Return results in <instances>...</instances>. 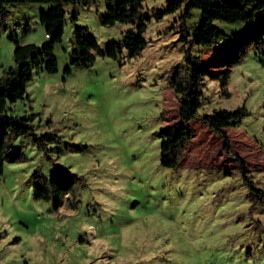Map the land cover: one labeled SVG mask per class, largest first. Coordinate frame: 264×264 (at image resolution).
I'll use <instances>...</instances> for the list:
<instances>
[{"label": "rangeland", "instance_id": "374dc122", "mask_svg": "<svg viewBox=\"0 0 264 264\" xmlns=\"http://www.w3.org/2000/svg\"><path fill=\"white\" fill-rule=\"evenodd\" d=\"M51 5L5 3L0 75L17 67L13 40L39 46L47 40L39 14ZM165 5L144 0L151 19L139 53L97 54L89 66L72 65L64 74L76 26L87 27L102 49L129 27L101 22L105 0L64 4L63 34L54 46L57 71L34 70L27 97L8 109L32 113L33 129L12 141L0 174V264H264V201L253 202L239 168L242 162L248 179L264 191V53L252 46L237 56L243 38L264 25V8L248 33L240 23L216 21L229 37L191 46L204 69L198 112L246 109L236 126L222 128L228 148L193 119L184 156L176 167H164L159 131L178 120L167 77L185 45L181 7L154 17ZM199 16L194 8L184 29L197 25ZM227 68L222 92L218 78ZM44 132L59 142L38 148L33 135ZM52 177L71 182L68 191L49 199L36 195L34 181Z\"/></svg>", "mask_w": 264, "mask_h": 264}, {"label": "trees", "instance_id": "16d2710c", "mask_svg": "<svg viewBox=\"0 0 264 264\" xmlns=\"http://www.w3.org/2000/svg\"><path fill=\"white\" fill-rule=\"evenodd\" d=\"M105 1L107 12L102 15L101 22L105 25L123 22L129 24V27L123 30L118 41H111L102 49L97 40L90 35L87 27L76 26L70 37L72 49L69 52V63L63 70L64 74L70 73L72 65L89 66L97 54L114 57L124 48L129 55H134L145 47L146 39L143 33L151 19V14L144 10V0ZM8 2H50L52 5L39 14V21L43 25L47 40L41 46L32 42L19 43L13 40V58L17 67L15 70L10 67L0 75V174L12 141L17 136L32 132L33 129L30 121L33 114H10L8 113L9 105L17 99L27 97L26 84L34 70L43 69L47 73L57 71L54 46L61 40L63 34L64 4L87 5L92 0H0V29L5 28L7 14L4 5ZM178 7H181L178 16L179 38L185 45L182 61L171 67L167 77V82L178 101V120L159 131V162L164 167H176L184 156L185 149L194 135V130L190 126L193 119H199L218 133L223 138V147L228 148V137L222 128L236 126L241 117L246 114V109L243 105H239L233 109L198 112L203 98L201 86L204 69L200 56L192 52L191 46H211L218 40H226L229 37L228 32L216 21L240 23L244 33L253 30L256 14L264 8V0H166L165 7L155 12L154 17L161 18L164 13L173 12ZM194 8L200 10L199 22L192 26L191 30L184 29L183 23ZM241 43L243 48L238 47V58L252 46L263 54L264 25L244 37ZM227 72L228 68L218 78L222 92H225ZM33 142L38 148L46 149L47 143L59 142V138L55 134L44 132L39 135L34 134ZM65 147L71 150L83 148L74 144H66ZM54 149L61 150L58 146ZM14 157L17 158L19 155ZM239 168L244 173V181L253 202L264 201V191L255 187L248 179L245 173L247 169L242 162H239ZM70 185L71 182H63L61 179L52 177L50 180L34 181V191L36 195L49 199L52 193H66Z\"/></svg>", "mask_w": 264, "mask_h": 264}, {"label": "built area", "instance_id": "2783aa9c", "mask_svg": "<svg viewBox=\"0 0 264 264\" xmlns=\"http://www.w3.org/2000/svg\"><path fill=\"white\" fill-rule=\"evenodd\" d=\"M47 36V35H46Z\"/></svg>", "mask_w": 264, "mask_h": 264}]
</instances>
